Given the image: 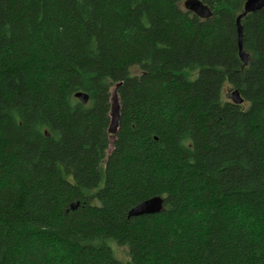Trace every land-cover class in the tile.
Returning <instances> with one entry per match:
<instances>
[{"label":"trees","instance_id":"1","mask_svg":"<svg viewBox=\"0 0 264 264\" xmlns=\"http://www.w3.org/2000/svg\"><path fill=\"white\" fill-rule=\"evenodd\" d=\"M201 1L0 0V264H264V8L245 65L247 0Z\"/></svg>","mask_w":264,"mask_h":264},{"label":"water","instance_id":"2","mask_svg":"<svg viewBox=\"0 0 264 264\" xmlns=\"http://www.w3.org/2000/svg\"><path fill=\"white\" fill-rule=\"evenodd\" d=\"M186 10L194 13L201 19H210L213 16V12L209 6L204 4L201 0H186L184 3ZM264 8V0H247L244 6V12L237 18L238 26V46H239V55L243 60L245 65L249 64V56L244 50L243 47V28H242V19L250 13H255ZM122 84H116L111 95V109H110V152L113 151V145L116 140V133L119 128V123L121 119V105L118 98V90ZM229 96L231 101L236 105H241L244 103V98L238 90L229 91ZM76 98L86 105L89 102V95L85 92H79L76 94ZM79 203H74L71 205L72 210H76L79 207ZM164 209V199L162 197H154L148 199L130 210L129 217H137L143 215H152L158 214Z\"/></svg>","mask_w":264,"mask_h":264},{"label":"rangeland","instance_id":"3","mask_svg":"<svg viewBox=\"0 0 264 264\" xmlns=\"http://www.w3.org/2000/svg\"><path fill=\"white\" fill-rule=\"evenodd\" d=\"M228 90H231V87H228L226 89L225 98H227ZM227 99H229V98H227ZM115 250H116V253H117L118 257L120 259H122L121 261H123V260H128L129 261V255H128V249L127 248H125V247H115ZM123 262H127V261H123Z\"/></svg>","mask_w":264,"mask_h":264}]
</instances>
